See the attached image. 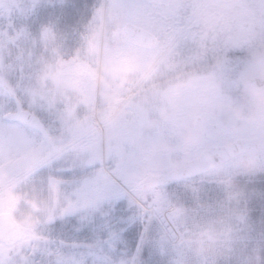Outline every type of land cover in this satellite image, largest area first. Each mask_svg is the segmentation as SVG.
<instances>
[{
    "label": "clouds",
    "instance_id": "clouds-1",
    "mask_svg": "<svg viewBox=\"0 0 264 264\" xmlns=\"http://www.w3.org/2000/svg\"><path fill=\"white\" fill-rule=\"evenodd\" d=\"M149 4L156 40L141 45L133 67L120 68L100 45L82 48L99 97L97 134L134 170L179 188L165 194L162 213L168 223L188 221L179 264H264V222L251 217L247 187L264 176V0ZM84 33L96 30L0 31V105L9 91L27 104L51 89L63 49Z\"/></svg>",
    "mask_w": 264,
    "mask_h": 264
},
{
    "label": "snow or ice",
    "instance_id": "snow-or-ice-1",
    "mask_svg": "<svg viewBox=\"0 0 264 264\" xmlns=\"http://www.w3.org/2000/svg\"><path fill=\"white\" fill-rule=\"evenodd\" d=\"M150 8L149 0H99L88 21L96 30L89 47L100 45L120 68L133 67L144 58L141 45L156 40ZM78 14L79 5L66 11L68 31ZM26 16L21 0L0 26L27 30ZM73 55L55 66L47 92L25 104L9 91L10 102L0 105V264H179L188 221L162 218L165 194L179 195V188L134 170L97 134L93 68L82 50ZM18 200L36 214L17 228L5 217Z\"/></svg>",
    "mask_w": 264,
    "mask_h": 264
},
{
    "label": "flooded vegetation",
    "instance_id": "flooded-vegetation-1",
    "mask_svg": "<svg viewBox=\"0 0 264 264\" xmlns=\"http://www.w3.org/2000/svg\"><path fill=\"white\" fill-rule=\"evenodd\" d=\"M73 5L74 4L71 0H62V3H60L59 0H42L38 12L39 26L51 23L60 30H67L65 24L63 23V18L66 11H68ZM92 13V6H90L87 10H79V14L72 21L71 30L77 34L79 31H83V28L88 23ZM64 50L65 51L62 53L63 60L74 59L75 57L73 53L79 50V43L77 39L74 40L69 46L64 48ZM67 52H69L68 55L72 56L68 57L67 54L65 55Z\"/></svg>",
    "mask_w": 264,
    "mask_h": 264
},
{
    "label": "rangeland",
    "instance_id": "rangeland-1",
    "mask_svg": "<svg viewBox=\"0 0 264 264\" xmlns=\"http://www.w3.org/2000/svg\"><path fill=\"white\" fill-rule=\"evenodd\" d=\"M21 0H0V17L7 18L9 12L12 10L13 6L20 3ZM42 0H27V7H28V16L24 17V22L28 24L29 28L32 31H38L41 26H39V7L41 5ZM60 3L61 0H59ZM99 0H95V2L92 5V10L97 6ZM7 30L6 26H0V31ZM92 40V37L88 34H83L80 39H77L79 43V50H82V48H86L89 46L90 42ZM65 50L63 49V52ZM69 52L65 53V55H68ZM72 55H68V57H71ZM70 59L64 60L69 61ZM81 60H83V57L81 56ZM52 71H55V67ZM10 102L9 100L6 101V103ZM212 194H217L216 189H212ZM191 203V201H189ZM25 203L21 200H18L17 203L12 206L9 209H6V211H10L13 213L14 217L21 223L22 225L25 224L26 220L28 219V211L25 208ZM166 264V262H165Z\"/></svg>",
    "mask_w": 264,
    "mask_h": 264
},
{
    "label": "trees",
    "instance_id": "trees-1",
    "mask_svg": "<svg viewBox=\"0 0 264 264\" xmlns=\"http://www.w3.org/2000/svg\"><path fill=\"white\" fill-rule=\"evenodd\" d=\"M71 1L74 5H79V10H87L95 0ZM247 187L254 192L249 202V207L252 209L251 217L258 222H264V176L257 177L247 183Z\"/></svg>",
    "mask_w": 264,
    "mask_h": 264
},
{
    "label": "water",
    "instance_id": "water-1",
    "mask_svg": "<svg viewBox=\"0 0 264 264\" xmlns=\"http://www.w3.org/2000/svg\"><path fill=\"white\" fill-rule=\"evenodd\" d=\"M5 220L11 222L15 227H21L22 225L13 217V214L10 211L6 212Z\"/></svg>",
    "mask_w": 264,
    "mask_h": 264
}]
</instances>
